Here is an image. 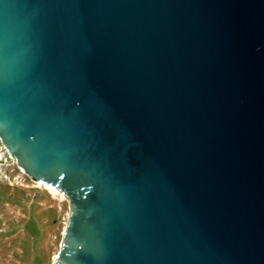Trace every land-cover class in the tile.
Instances as JSON below:
<instances>
[{"label": "water", "instance_id": "water-1", "mask_svg": "<svg viewBox=\"0 0 264 264\" xmlns=\"http://www.w3.org/2000/svg\"><path fill=\"white\" fill-rule=\"evenodd\" d=\"M0 142L52 264H264V0H0Z\"/></svg>", "mask_w": 264, "mask_h": 264}, {"label": "rangeland", "instance_id": "rangeland-1", "mask_svg": "<svg viewBox=\"0 0 264 264\" xmlns=\"http://www.w3.org/2000/svg\"><path fill=\"white\" fill-rule=\"evenodd\" d=\"M68 214V199L30 180L0 142V264H52Z\"/></svg>", "mask_w": 264, "mask_h": 264}, {"label": "bare ground", "instance_id": "bare-ground-1", "mask_svg": "<svg viewBox=\"0 0 264 264\" xmlns=\"http://www.w3.org/2000/svg\"><path fill=\"white\" fill-rule=\"evenodd\" d=\"M43 186L45 187V188H47L50 192H52V193H57V190L56 189H54L53 187H50V186H48V185H44L43 184Z\"/></svg>", "mask_w": 264, "mask_h": 264}]
</instances>
